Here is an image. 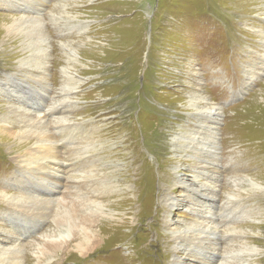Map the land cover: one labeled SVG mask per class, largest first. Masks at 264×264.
<instances>
[{"label":"rangeland","instance_id":"374dc122","mask_svg":"<svg viewBox=\"0 0 264 264\" xmlns=\"http://www.w3.org/2000/svg\"><path fill=\"white\" fill-rule=\"evenodd\" d=\"M12 1L0 0V20L14 14L8 3ZM45 1L43 7L37 8L44 10L42 14L54 41L53 50L50 49L54 61L57 56L65 63L63 54L66 52L60 51L58 45L61 39L77 52L79 59V64H74L73 68L82 84L70 99L75 111L69 120L87 132L92 127L105 128L99 132L100 136L91 139L98 140L96 149L100 156H105L100 172L103 185L108 188L104 201L107 203L105 212L109 214L101 218L104 232L98 247L112 248L110 255H113L98 259L96 253L92 258H83L76 252L82 239L76 238L66 245L65 253L52 255L49 250L40 261L33 254L30 242L25 241L24 251L14 259L22 264H120L124 259L125 264H152L153 261L154 264H168L170 260L166 255L171 254L173 243H169L171 236L167 226L180 227L185 221L196 222L198 214L193 212L199 208L197 202L205 199L189 189L194 170L188 163L174 170L180 164V155L186 160L188 154L176 151L174 139L187 128L198 127L188 118L192 99L204 103L195 94L222 107L218 135L221 144L219 171L222 173L216 188L217 200L212 199L208 208L219 210L228 202L226 192L236 195L239 201L232 202L242 207H259V212L246 219L240 218L233 226L252 230L246 240L262 250L260 257L263 259L264 111L258 114L256 108L262 110L264 106V47L258 33L251 31V34L249 23L264 29V20H260L264 19V0ZM56 6L54 17L58 20L53 22L47 15ZM29 9L33 11V7ZM53 23L67 37L61 38ZM30 25L27 33L32 37L33 47L38 49L36 45L43 40L41 26ZM17 38L8 36L6 30L0 28V82H5V74L17 70L16 61L21 57V42ZM251 67L259 75L248 85L246 83L251 81L246 78V70ZM52 86V93H61L60 85L52 83ZM7 97L0 90V108L6 106ZM255 97L257 105L254 106ZM12 101L18 102L17 99ZM39 102L34 97H24L25 106L32 108ZM15 130L3 129L0 136ZM106 131L108 134L103 136ZM28 141L36 142L31 138ZM55 141L60 144L57 147L59 159L66 160L70 147L64 149L62 139ZM18 142L9 139L5 144L0 143V180H3L0 188L8 182L17 189L13 183L19 171L16 160L24 151ZM45 168L46 181L60 188L64 179L58 166L48 161ZM83 171V177H87L88 169ZM175 178L183 179L186 184L175 185ZM250 180L263 187H253ZM185 193L195 198V202L186 200ZM167 194L176 201L170 215L163 201ZM8 205L0 200V227L3 228L0 242L3 244L16 238L11 232L18 234L25 223V219L12 217L16 213ZM58 227L50 221L42 232L54 233ZM7 229L10 230L5 232ZM32 237L39 238L38 234ZM140 252L150 256L147 263H138ZM243 255L247 253L237 256ZM165 257L166 263L163 262ZM201 261H206L203 256Z\"/></svg>","mask_w":264,"mask_h":264},{"label":"bare ground","instance_id":"6f19581e","mask_svg":"<svg viewBox=\"0 0 264 264\" xmlns=\"http://www.w3.org/2000/svg\"><path fill=\"white\" fill-rule=\"evenodd\" d=\"M8 3L9 9L14 14L3 17L4 19L0 20V28H4L8 36H18L21 42V57L16 61L15 70H17L5 74V82H0L2 94L8 96V99L4 101L6 106L0 108V112L3 111L0 115V131L2 132L3 129L7 128L16 129L13 133L0 136V143L5 144L9 139L16 140L19 141L17 145H20L19 147L24 151L16 160L19 171H17L18 177L13 183H16L17 189H13L12 183L2 184L0 200L3 203H8V206L16 213H13L12 217H16V220L25 219V223L18 232L21 235L12 231L11 233L16 235V238L11 241L7 240V244L0 242V264H22L14 258L24 251L25 241L30 242L33 254L40 261L41 256L49 250H52V255L60 252L65 253L66 245L76 238L82 239L76 252H79L83 258H92L96 253L97 256L99 255L98 259L109 258L113 255H110L112 248L105 250L98 247L102 242L104 232L101 229L103 225L101 218H105L104 216L109 214L105 212V204L107 203L104 201L108 188L107 185H103L104 178L100 172V165L105 156H100V151L96 149L98 140L93 141L91 139L96 135L98 136L99 132L105 128L92 127L87 132L79 124L76 125L69 120L72 112L75 111L70 99L82 84V80L77 77V71L73 68L74 64H79L77 52L66 46V41L62 39L58 41V39L60 51L66 52L63 54L65 63L63 64L64 61H61L59 57L57 59V56L56 61H54L55 59L50 52V49L53 50L54 41L48 31L44 14H42L44 10L37 8L43 7L46 4L45 0H16V2ZM28 6L33 7V11ZM57 9V6L54 7L52 13L47 15V19L56 22L58 18L54 17L57 15L54 10ZM32 23L41 26L43 40L39 45H36L38 49L33 47L32 37L27 33L32 27L30 25ZM53 24L61 38L67 37L66 34H61L65 33L63 30L57 27L55 23ZM249 25L250 32L258 33V37L261 39L260 43L264 47V29L255 24L249 23ZM59 67L61 68L60 71ZM54 69L55 74L52 73ZM258 75L254 67L247 68L246 78L251 82L246 84H251ZM52 83L61 86V93H52ZM77 85L78 87H76ZM218 88L222 90L221 87ZM25 93L29 94V97L38 99L39 104H33L32 108L25 106L24 97H28ZM33 94L34 96H32ZM258 94L260 95L261 91ZM196 96L204 103L199 104L192 99L189 105L188 118L190 121H195L198 127L187 128V131L174 139L173 146L177 149L176 151L188 152L185 155L187 156L186 160L183 159L185 158L183 155H180V164L176 165L174 170H179L185 166V163H188L189 167L194 170L193 181L189 182L190 185H188L189 189L201 194L205 199L197 202L199 208L193 212V214H198L196 222L185 221L180 227H171L170 224L168 227L166 225L169 236H171L169 243H173L172 250H170L171 254L166 255L170 260L168 264H259L261 262L263 264L264 258L261 259L260 257L262 250L254 243L252 245L246 240V237L251 236L252 230L233 226L240 218L246 219V217L252 216V213L259 212V207L251 209L242 207L240 204L232 202V200L239 201L236 195L226 192L224 195L228 202H224L219 210L208 208L212 199L217 200L218 189L216 188H218L217 183L222 173L219 171L221 144L218 138L222 107L215 106L202 95L195 94ZM13 99H17L18 102L14 103ZM255 99L256 97L254 98V106L257 105ZM27 104L30 103L27 102ZM263 111L264 106L262 110L260 107L256 108L258 114H262ZM237 114L239 115V113ZM244 114L246 115L247 112ZM105 134H108L107 131L104 132L103 136ZM30 138L36 142L31 144L28 141ZM56 138L65 141L62 143L64 149L70 147V154L66 160L59 159L60 150L57 147L60 144L55 141ZM90 142L96 145H91ZM31 145L33 147L30 148ZM48 161L55 163L58 166V171L63 174H61V178L64 179V182L60 188L55 187L52 181H46L44 177L45 166ZM84 169L89 171L87 177H83V174L85 175ZM249 182L255 188L263 187L252 180ZM174 184L182 185L186 184V181L175 178ZM109 192L111 191L109 190ZM184 195L186 200L195 202V198H192L190 194L185 193ZM163 201L166 203V212L170 215L171 212L169 211L174 208L176 201L171 199V194L165 195ZM50 221L59 226L58 231L43 233V228ZM2 229L0 227V232ZM9 230L4 231L8 232ZM36 234L39 238L32 237ZM243 252H246L247 255L237 256ZM200 255L206 261H201ZM9 256H12L11 259ZM97 256L94 258L96 259ZM149 257L146 253L140 252L137 261L138 263H147L150 260ZM166 257L163 260L165 263L168 261ZM75 258L79 259L78 257ZM186 259L189 261L186 262ZM124 260L120 264H125L126 260ZM149 263L151 262L149 261ZM154 263L156 262L153 261L152 264Z\"/></svg>","mask_w":264,"mask_h":264}]
</instances>
